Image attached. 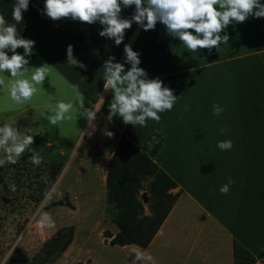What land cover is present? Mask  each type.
Wrapping results in <instances>:
<instances>
[{
    "label": "crops",
    "instance_id": "obj_1",
    "mask_svg": "<svg viewBox=\"0 0 264 264\" xmlns=\"http://www.w3.org/2000/svg\"><path fill=\"white\" fill-rule=\"evenodd\" d=\"M33 1L39 10L44 8L45 0ZM133 12L134 6L121 15L130 18ZM69 29L85 39H72ZM101 30L98 22L53 21L42 14L30 22L27 33L33 35L44 61L72 87L77 85L85 105L97 111L95 131L89 128L84 134L80 151L91 154L92 164L85 172L92 167L90 175L99 184L106 186V168L122 136L138 147L154 133L163 136L157 159L177 184L170 192L178 198L148 247H122L129 261L235 264V245L258 255L264 250V18L231 23L221 33L229 35V41L211 52H191L159 22L148 31L133 23L119 46L101 37ZM125 44L140 54L139 67L148 78H159L177 96L172 110L159 113V122L147 120L145 127L125 125L118 116L107 120L112 93L104 91L103 64L111 56L125 63ZM68 45L87 65L86 71L67 63ZM130 67L125 63L126 71ZM217 104L224 109L220 115L214 114ZM221 127L228 131L221 134ZM105 130L114 136L108 137ZM225 140L233 142L231 150L217 147ZM229 178L234 183L223 194L219 189Z\"/></svg>",
    "mask_w": 264,
    "mask_h": 264
},
{
    "label": "rangeland",
    "instance_id": "obj_2",
    "mask_svg": "<svg viewBox=\"0 0 264 264\" xmlns=\"http://www.w3.org/2000/svg\"><path fill=\"white\" fill-rule=\"evenodd\" d=\"M23 38L34 41L30 32ZM17 52L23 55L24 49L18 48ZM33 53L26 57L30 70L21 78L30 80L34 68L46 65V79L34 85L36 92L27 103L16 105L11 100L13 78L8 72H0V79L5 82L0 87V126L8 121L20 132L33 136L32 148L42 157L41 163L34 165L30 159L33 153L26 150L12 164L0 148V160L5 161L0 166V264H5L16 249L31 262L42 245L66 227L73 228L74 241L52 264H132L128 250L110 245L104 234H115L118 228L107 212L106 186L90 175L92 167L89 173L85 172L92 158L90 153L80 151V144L90 127L78 114L77 93L44 61L35 46ZM57 101L72 103L73 108L64 120L51 125L46 117L55 113ZM85 107L92 108L89 104ZM144 193L147 204L142 200ZM137 197L144 207L143 216H151V194L146 184ZM67 199L72 207L58 204ZM238 261L264 264L258 260L249 263L243 258Z\"/></svg>",
    "mask_w": 264,
    "mask_h": 264
},
{
    "label": "clouds",
    "instance_id": "obj_3",
    "mask_svg": "<svg viewBox=\"0 0 264 264\" xmlns=\"http://www.w3.org/2000/svg\"><path fill=\"white\" fill-rule=\"evenodd\" d=\"M29 4L30 0H14L12 19L15 24L6 25L4 18L0 17V72H8L13 78L10 96L16 105H23L31 100L36 92L34 85L41 84L46 79V65L34 68L31 82L21 78L30 70L26 57L34 54L35 41L17 36L16 25L23 20V12L29 9ZM132 6L134 12L131 17L123 18V9ZM42 14L53 21L70 18L89 25L98 22L102 26L99 35L114 40L116 46L124 41L126 30L133 23L148 31L154 30L159 22L165 26L169 36L178 38L191 52L199 49H208L211 52L222 42L229 41V35L221 33L231 23H243L249 17L264 18V3L261 0H45ZM18 48L24 49L23 55L17 52ZM9 51L11 55L8 54ZM124 53L125 63L131 65L129 70H125V63L116 62L114 56L109 57L103 64L104 91L112 93L107 120L112 121L118 116L125 125L131 124L134 127H145L149 119L159 122V113L172 110L177 96L159 78H148L147 72L139 67L140 54L130 44H125ZM67 63L87 70V65L74 57L72 45L67 47ZM4 84V80L0 79V87ZM73 89L77 93L78 114L87 120L94 132L97 111L93 107H85L86 98L79 92L77 85H73ZM54 107L55 113L46 117L51 125L64 120L73 104L57 101ZM213 110L215 115L224 111L218 104L213 106ZM227 131L226 127L220 128L221 134ZM104 134L108 137L114 136V133L107 130ZM33 142V136L20 132L8 121L0 126V148L6 153L8 163H16V158L27 150L33 153L30 159L38 166L42 157L32 148ZM149 146H152L151 142ZM217 147L222 151L231 150L233 142L219 141ZM4 163V160H0V166ZM232 183L234 181L229 178V182L219 189L220 192L227 194Z\"/></svg>",
    "mask_w": 264,
    "mask_h": 264
},
{
    "label": "trees",
    "instance_id": "obj_4",
    "mask_svg": "<svg viewBox=\"0 0 264 264\" xmlns=\"http://www.w3.org/2000/svg\"><path fill=\"white\" fill-rule=\"evenodd\" d=\"M13 4L14 0H0V17L4 18L6 25L16 23L12 19ZM35 5L34 1L30 0L29 9L23 12V20L16 25L17 34L21 37L26 36L30 22L42 16L43 8L38 10ZM67 35L74 40L85 39L84 35L75 29H69ZM162 144L163 136L159 133L149 136L142 147L136 146L125 136L120 138L116 151L106 168L107 212L111 214L112 221L118 228L116 235L104 232L105 237L110 239V245L148 247L171 212L178 194L174 195L170 191L176 188L177 184L159 165L157 155ZM145 184L151 194V216H143L144 207L137 197ZM58 204L72 207L68 199L61 200ZM73 241V228H62L42 245L31 262H28L21 251L16 249L5 264H52L56 258L68 250ZM132 257H137V254L134 253ZM239 258L246 259L249 263L257 260L264 262V250L253 257L243 248L235 245V264H240Z\"/></svg>",
    "mask_w": 264,
    "mask_h": 264
},
{
    "label": "water",
    "instance_id": "obj_5",
    "mask_svg": "<svg viewBox=\"0 0 264 264\" xmlns=\"http://www.w3.org/2000/svg\"><path fill=\"white\" fill-rule=\"evenodd\" d=\"M142 200H143V203H144V204H147V203H148V199H147V194H146V193H144V194L142 195Z\"/></svg>",
    "mask_w": 264,
    "mask_h": 264
}]
</instances>
